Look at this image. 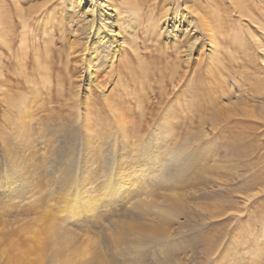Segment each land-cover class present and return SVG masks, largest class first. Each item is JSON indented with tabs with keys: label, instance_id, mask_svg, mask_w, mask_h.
I'll use <instances>...</instances> for the list:
<instances>
[{
	"label": "rangeland",
	"instance_id": "1",
	"mask_svg": "<svg viewBox=\"0 0 264 264\" xmlns=\"http://www.w3.org/2000/svg\"><path fill=\"white\" fill-rule=\"evenodd\" d=\"M153 1L160 0H145ZM249 1L254 21L242 17L234 25L238 14L229 11L235 36L219 42L221 66L209 63L206 38L179 59L162 52L174 42L172 12L156 19L147 12L156 8L144 3L134 19L125 14L114 43L129 59L118 55L111 68L101 53L99 88L86 79V23L75 4L76 21L66 0H0V56L13 66L4 71L42 87L39 103L51 115L27 144L7 138V151L0 138V264H88L89 251L105 264H264V6ZM174 4L192 16L185 1ZM131 21L139 26L138 52L129 46ZM62 22L77 55L70 69H48V93L42 69L32 62L20 69L16 56L43 58L51 29ZM54 38L50 45H65ZM107 99H123L129 137L114 133ZM44 216L55 220L52 227Z\"/></svg>",
	"mask_w": 264,
	"mask_h": 264
},
{
	"label": "bare ground",
	"instance_id": "2",
	"mask_svg": "<svg viewBox=\"0 0 264 264\" xmlns=\"http://www.w3.org/2000/svg\"><path fill=\"white\" fill-rule=\"evenodd\" d=\"M63 1H65V0H63ZM66 1L68 2L67 14H68L70 20L76 21L78 19V16H77L78 14L74 13L73 4H75V7H77L80 10V12L82 11L81 14H83L84 21L86 23V25L84 26V30L86 31V35L88 37V44L86 45L85 51L89 55V58L84 57V63L86 65V72H87L86 73V79L88 80L90 86L96 85L99 88H101L102 86H104V84L102 82L103 80H102V78L98 77V74L95 70L96 69L95 64L97 63V60H98L100 54L102 53L104 57L108 56V58L110 59V67L111 68L113 66V62H115L114 59L118 58V55H120V57L118 59L121 58L120 62H122V61L124 62L126 60L125 56L127 59H129L128 58L129 56L127 57V55H125V56L121 55V54H123V52H121V51L125 50L126 48L118 47L117 44L114 43V41H115L114 36L115 35L118 36V34L121 33L120 30L115 31V28H116V26H118L117 24H120V21L123 17H125L124 16L125 14H126V16L131 15L133 17V19H134L135 15L138 16L142 12V10H144L141 8V5H143L146 2H145V0H94L93 7L95 10L88 12V11L83 10L84 8H86L88 6V5L84 6L87 3V0H66ZM180 1H182V0H174L173 3H170L169 1H166V0H160L157 2L153 1L154 3L150 2L149 4L146 3L149 8H156L155 10L154 9L150 10L148 8L149 11H147L148 16H150V14H153V17H155L156 19H160V18L164 17L165 15H167V13L172 12V16L170 17V20L173 23L171 25V31L168 32V35L169 36L172 35V37H174V42L172 43V46H170V47L166 43H164L163 45L160 46V48L163 49L162 52H167L169 49L170 53L173 54V56H175V58H178V59H179V56L181 55V53H184V52L189 53L191 48L193 49L192 46L196 42H198L200 39L206 38L209 41L208 43L210 45V51H211L208 54V58H207L209 60V63L213 64V65H216V64L219 65V63H220V66H221V60L219 59L218 53H217V49L219 48V42L220 41L222 42V39H224L227 36H230V37L235 36L233 31H231V32L229 31V25H230L229 22H230V18H231L229 15V11H233L234 13L238 14V17L235 20L233 19L234 23L232 20L230 22V23H233L234 25H236L237 22H240L239 20L242 17L247 19V20H250L251 22L254 21L253 19L255 18V17L253 18V16L251 15L252 14L250 12L251 7L249 6V4H251V1H249V0H230V4L227 6H221V3H220L221 1H219V0H204V3H203V1L200 2L199 0H191L192 3L187 2L188 0H183V1H185V9L191 13L190 14V15H192L191 17H186V16H184V14H181L180 12H178L176 10V8L178 6H175L174 3L175 2L179 3ZM260 1L263 2V6H264V0H260ZM187 3H190V4L188 5ZM119 6H122V9H120ZM122 12L124 14H122ZM255 21H256V19H255ZM136 24H137L136 21H131L129 26H127L128 27L127 32L130 35L129 46H130V49L133 50L134 52L137 51L136 50V48H137L136 36H137L138 31H139V28H138L139 26L137 27ZM148 24H150V29H152V31H154L155 35H157L158 29L156 28L155 23L150 21ZM183 24H186L187 29H189V31L187 29H185V31L183 33V29L181 27V25H183ZM10 27L11 26H9L8 28H10ZM63 28H64V24L62 22L61 24H58L57 28H55V29H57L56 31L51 29L52 31L50 33L49 40L47 41V44L44 45L43 58L38 53H35L34 62H33V60L31 58H29V56H27V54L23 55V51H25L24 49L22 51L23 56L20 57L19 54L16 56V58L20 61V64H21L20 69H27V67L29 66V64L31 62H32L31 63L32 66L31 65L30 66L32 67V69L33 68L42 69L41 78H43V80L48 81V83L46 84V87H45L46 90L48 91V93L52 89L51 84H50L51 83L50 73H49L48 69H70V64L72 63V57L77 55V43H76V41L71 37L70 38L67 37V40H65V33L64 32H66V30ZM76 29L78 30V28H75L74 30L77 31ZM231 29H232V27H231ZM0 30H2V29H0ZM243 30H244V28H243ZM181 31L183 34H181ZM177 33H178V35H177ZM54 34H57V38L61 39V41L65 45H59V46L50 45L49 43L52 44L56 41V39H55L56 37L54 38ZM193 35H194V37H193ZM149 36H150V38H151V36L153 37V35H151V34ZM1 37H2V35H1ZM21 37H23V36H21ZM191 37H193L192 41L188 42V44H187L185 41H188V39H190ZM185 38H187V39L184 41ZM231 38H230V40H231ZM236 39H237V37H236ZM2 40H4V38ZM154 40H156V39H154ZM121 41L122 42H120V43H122V46H123L124 40H121ZM21 42L23 43V41H21ZM3 43L6 44L5 41ZM6 45L9 46L8 42ZM23 45H22V48H23ZM25 46H27V44ZM155 46L158 47V44ZM148 47H150V46H148ZM9 48H10V46L8 47V49ZM103 49L106 52H104ZM223 49H225V48H223ZM144 51H147V50L144 49ZM125 52L128 53V51H126V50H125ZM225 52H227V51H225ZM138 55L140 56V54H137L136 57ZM147 55H148V53H147ZM4 57L2 58L0 56V105L2 106V112H0V115L2 117L1 118L2 121L0 122V138L2 139L1 142L4 144L6 143L7 138H9V140L18 138L20 140L21 144H23L22 142H24V144H25L30 139V136L32 137V136L42 134V132L45 130V126H46V125L43 126L44 121L51 118L50 117L51 115H50L49 111L43 110L44 108L41 107V104H40V103H42V104L44 103L43 99H42L43 97L41 94L43 91L42 87H39L37 85H36V87L31 86L30 84H28L27 79L24 80V79H20V77H14V76H12V74H10V72L8 70L4 71V69H12L13 68V66H11V65L3 64ZM142 58H144V57H142ZM139 59H140V57H139ZM76 61H77V59H76ZM177 61H174V62L177 63ZM18 63L19 62H17V64ZM34 63H35V65H33ZM20 64H19V66H20ZM116 65H118V64H116ZM174 65L177 66L178 64H174ZM127 67H130V66L128 65ZM175 69H177V68L175 67ZM109 70H111V69H109ZM113 70H115V69H113ZM131 71H132V69H131ZM128 72H129V70H128ZM56 74H58V72ZM106 74L108 75L109 72H107ZM57 85H59V84L56 83V86ZM88 89L90 90L91 88L89 87ZM61 90H62L61 87L57 86L55 91H54L55 92L54 94H57V95L60 94ZM40 100H42V101H40ZM47 100H48V98H47ZM122 100L110 101V99H107L106 100L107 101L106 102L107 103V109L109 112L112 113V116H113L112 122H111V127L114 126L113 128L116 131L114 133H117L118 135H121L124 137H129L130 136L129 134H131L130 133L131 130H130V128H128L129 120H126L127 119L126 115L128 114V112L126 110L127 107ZM51 101H52V98L50 99V102ZM38 103L40 104V107L39 106L37 107ZM245 110H246V115H249V116L254 115V113L247 111V109H245ZM41 123H43V125ZM86 123H88V121ZM83 124L84 123H82L83 129H84L85 127ZM85 129L92 132L91 127H86ZM167 130H170V129L167 128ZM18 139H17V141H18ZM90 142H92V140H90L88 142V144ZM126 142H128L127 139H126ZM149 143H150L149 145H152L151 142H149ZM131 145L133 146V144H131ZM5 147H6L7 151H9L11 148V147H9V145H6V144H5ZM147 150L150 151V149H147ZM239 150H242V149L239 148ZM142 152H143V150H142ZM15 155H14L13 159L16 160L18 157H15ZM27 159L30 161H33V162L36 161L35 159H33L32 155L27 157ZM160 160L161 159H152L151 162H152V164H155ZM47 217H50V216H44L41 220L43 221V223H46V225L48 227H52V223H55V220L52 217H50V218H47ZM85 239L88 243L89 249L93 250L95 247V241L93 240V238L92 237H86ZM86 241H84V242L86 243ZM85 249L83 251H84L85 255H87ZM89 252H91V254L89 253L88 254L89 256L87 255V257H88L87 263L88 264H90V262H94L97 264H105V262H103V259L101 257H100L101 260H99L98 256H96V254H95V251L94 252L89 251ZM94 263H91V264H94Z\"/></svg>",
	"mask_w": 264,
	"mask_h": 264
},
{
	"label": "snow or ice",
	"instance_id": "3",
	"mask_svg": "<svg viewBox=\"0 0 264 264\" xmlns=\"http://www.w3.org/2000/svg\"><path fill=\"white\" fill-rule=\"evenodd\" d=\"M93 2H94V0H87L88 6L86 8H84L83 10L88 11V12L94 11L95 9L93 7Z\"/></svg>",
	"mask_w": 264,
	"mask_h": 264
}]
</instances>
